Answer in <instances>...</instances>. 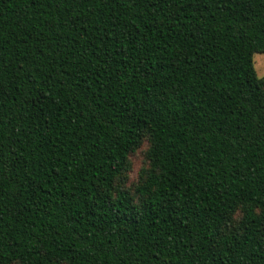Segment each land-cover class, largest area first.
Returning a JSON list of instances; mask_svg holds the SVG:
<instances>
[{"label":"trees","instance_id":"trees-1","mask_svg":"<svg viewBox=\"0 0 264 264\" xmlns=\"http://www.w3.org/2000/svg\"><path fill=\"white\" fill-rule=\"evenodd\" d=\"M255 53L264 0H0V264H264Z\"/></svg>","mask_w":264,"mask_h":264},{"label":"rangeland","instance_id":"rangeland-1","mask_svg":"<svg viewBox=\"0 0 264 264\" xmlns=\"http://www.w3.org/2000/svg\"><path fill=\"white\" fill-rule=\"evenodd\" d=\"M254 63L258 75L264 79V54L255 53ZM150 145L149 138L144 136L139 146L129 154L127 168L116 179V187L128 190L135 198H139L137 188L144 181V172L150 168V160L147 155ZM240 217L241 212L237 211L233 217L232 224L236 225ZM12 264L20 263L15 262Z\"/></svg>","mask_w":264,"mask_h":264},{"label":"snow or ice","instance_id":"snow-or-ice-1","mask_svg":"<svg viewBox=\"0 0 264 264\" xmlns=\"http://www.w3.org/2000/svg\"><path fill=\"white\" fill-rule=\"evenodd\" d=\"M261 54H264V53H261Z\"/></svg>","mask_w":264,"mask_h":264}]
</instances>
